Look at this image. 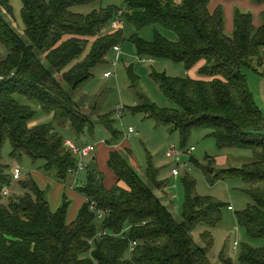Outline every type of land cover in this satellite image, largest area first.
I'll return each instance as SVG.
<instances>
[{
    "label": "trees",
    "instance_id": "1",
    "mask_svg": "<svg viewBox=\"0 0 264 264\" xmlns=\"http://www.w3.org/2000/svg\"><path fill=\"white\" fill-rule=\"evenodd\" d=\"M93 1L23 0L24 34L0 13V40L8 48L6 57L0 54V264H216L210 256L213 230L223 220L226 204L197 194L192 181L184 180L186 202L177 217L157 192L164 187L158 169L150 166L145 180L131 160L114 149L108 165L117 183L108 188L104 173L88 171L86 182L76 188L86 200L69 222L72 201L66 193L53 209L48 189L32 175L14 181L3 161L2 147L10 141L12 157L45 160L47 172L54 170L60 181L77 170L80 156L66 146L58 128L78 137L94 134L93 115L81 110L70 89L89 80L108 53L124 43V30L105 31L117 17L137 29L162 25L177 34L176 40L157 30L153 41L133 36L139 54L182 62L187 71L205 61L197 70L200 79L153 72V80L175 106H160L144 95L135 111L175 125L184 143L193 129L205 128L220 150H251L253 156L242 164L209 179L243 182L252 203L237 212L238 222L248 238L264 239V112L245 72L264 56V0H252L262 9L257 25L253 13L236 8L232 35L225 31L223 6L211 7L215 0H127L121 8L86 15L71 10ZM0 8L13 11L9 0H0ZM41 112L52 118L37 122ZM100 121L113 136L107 144L116 145L120 131L115 119L105 114ZM14 183L23 194L4 199V189ZM100 210L105 211L102 217ZM195 231L205 246L196 241ZM220 261L233 264L225 249ZM239 261L264 264V246L242 244Z\"/></svg>",
    "mask_w": 264,
    "mask_h": 264
},
{
    "label": "rangeland",
    "instance_id": "2",
    "mask_svg": "<svg viewBox=\"0 0 264 264\" xmlns=\"http://www.w3.org/2000/svg\"><path fill=\"white\" fill-rule=\"evenodd\" d=\"M126 1L97 0L74 5L71 10L86 15L94 10L110 7L121 8ZM176 1L181 2V0ZM9 2L13 10L12 13L9 14L3 8H0V13L5 20L11 22L18 33L24 34L23 0H9ZM213 3L212 8L222 5L225 10V31L228 35H232L234 32V12L236 8L253 13L256 25L262 22L260 8L252 0H246L244 4L227 0H217V3ZM121 28L124 30L125 41L120 46L122 47L120 58L118 59L119 52L113 48L108 53L106 61L93 69V75L89 80L76 90L70 89L73 98L79 105L80 103H88L86 104L87 107L82 106V109L81 107L80 109L93 115L94 134L87 133L82 137H78L72 130L58 128V131L64 138L71 139L80 147H85L87 144L108 146L107 142L113 140V136L101 123L100 116L111 114L115 119V129L120 131L117 144H122L125 147L121 148L120 151L132 160L137 171L145 180L150 166L158 169L159 180L164 182V187L158 189L157 192L177 217L182 216L184 212L186 202L184 180L186 179L193 182L197 194L212 196L219 202L226 204L223 208V220L213 230L215 243L210 256L216 264H221L220 253L225 249L233 264H242L239 261L242 244L246 243L257 248L264 246V239L248 238L237 219V212L245 210L252 203V199L242 190L244 184L237 178L220 179L215 183H211L209 178H213L217 173L220 174L222 169L242 164L247 157L253 156V152L245 149L220 150L216 139L210 135V130L205 128L193 129L189 139L184 143L181 132L175 128V125L159 123L155 118L148 117L145 112H136L137 107L143 102L141 96L144 95L160 106H175V103L160 90L158 84L153 80L151 76L153 72L166 73L171 77H187L189 75L192 77L194 75L197 78L196 76L199 75L198 73L197 75L189 74L182 62L139 54L131 40L136 35L147 41H153L156 30L168 39L176 40L177 34L174 31L162 25H151L137 29L128 21H123ZM110 29H112L111 25L105 31ZM0 54L4 57L8 54V48L1 40ZM142 59H145V61ZM259 61L263 63L261 66ZM115 62L117 64H114ZM204 63L203 60L199 64L203 65ZM130 69L133 71V77ZM68 70L69 68L59 74V78ZM107 71L112 72V76L106 77L105 72ZM245 72L248 77L249 89L256 103L264 112V56L257 57L254 60L253 69H246ZM134 77L137 78L136 82L133 80ZM200 78L199 76L198 79ZM204 79L207 80L208 78ZM27 101V99L24 100V102ZM37 118V122H42L51 119L52 114L48 115L41 112ZM130 127H133L135 132L129 134ZM173 146L176 147L177 151H183L180 156L174 155ZM192 147H195V151L192 154L186 153ZM11 153V142L6 141L2 147V155L3 161L10 166L11 174L12 169L19 166L23 172L21 179L32 175L41 186L48 189V198L53 209L61 205L63 194L66 193L72 201L69 207V218L74 220L77 216L74 206L83 200L82 195L79 196L80 193L76 188L86 182L88 171L94 169L100 171L98 161L93 160L92 156L84 158L83 161L87 168L78 172L77 175H70L63 182L57 179L54 170L50 173L47 172L45 160L34 161L25 154L22 157L15 158L12 157ZM185 163L189 169H181L180 175L174 176L172 174L173 168ZM207 171H210L209 174H207ZM10 190L11 193L4 196V199L10 198L14 194L16 196L23 194L22 187L18 183H14ZM71 191L76 193L72 196ZM77 196L81 198L80 201L77 200ZM228 205H231L233 209H229ZM68 220L69 222L72 221L71 219ZM193 234L196 241L205 246L206 242L201 238L199 231H195ZM236 241L239 246L234 249Z\"/></svg>",
    "mask_w": 264,
    "mask_h": 264
},
{
    "label": "built area",
    "instance_id": "3",
    "mask_svg": "<svg viewBox=\"0 0 264 264\" xmlns=\"http://www.w3.org/2000/svg\"><path fill=\"white\" fill-rule=\"evenodd\" d=\"M121 23H123V20L121 19V17H117L116 20H115V21L112 23V25H111L112 30H113V31L121 30V29H122V28H121ZM115 49L119 52V54H120L121 51H122V48H121L120 46H119V47H116ZM142 60L145 61V59H142ZM151 60H152V59H151ZM114 64H117V62H115ZM105 76H106V77H110V76H112V72H110V71L106 72V73H105ZM128 132H129V134H131V133L135 132V129H134L133 127H130ZM65 144H66V146L69 147V148H70L75 154H77V155L80 156V160H79V163H78L77 170H71L72 174L77 175L78 172L83 171V170H85V169L87 168V166L85 165V163H84L83 160H84V158H86V157H91L92 152L95 150V145L90 144V145H87V146H85V147H80L79 145H77V144H76L74 141H72L71 139H66ZM172 151H173L174 155H176V156H180V155L182 154V152H183V151H177L175 146H173ZM194 151H195V147H192L191 149H188V150L186 151V153L192 154V152H194ZM181 169L186 170V169H189V168H188V165H187L186 163H185V164H182V165L179 166V167H175V168H173L172 174H173L174 176H178V175H180V173H181ZM22 174H23V172H22L21 167H19V166H15V167L12 169V178H13L14 181L21 179V178H22ZM3 193H4L5 195H9V194L11 193L10 188H9V187H6V188L4 189V192H3ZM91 209H92L93 211L96 210L94 204L91 206ZM229 209H233V207L230 205V206H229ZM104 213H105L104 210H100V211H99V216L102 217V216L104 215ZM238 246H239V243L236 241V242L234 243V249H237Z\"/></svg>",
    "mask_w": 264,
    "mask_h": 264
},
{
    "label": "crops",
    "instance_id": "4",
    "mask_svg": "<svg viewBox=\"0 0 264 264\" xmlns=\"http://www.w3.org/2000/svg\"><path fill=\"white\" fill-rule=\"evenodd\" d=\"M239 2L244 4L245 1H239ZM259 8H260V11H261L262 10L261 7H259ZM119 58H120V54L118 56V59ZM200 66H202V64L201 65L199 64L196 67H194L193 69H191L189 71V74H191V75H193V74L197 75V70L199 69ZM192 77L195 78L194 75ZM196 77H197L196 79H198L199 76H196ZM86 104H88V103H83V104L80 103L81 106L87 107ZM114 144H116V145H113V146H110V145L105 146L103 144H99V145H95L94 144L95 145V150L92 152V155H91L92 158H93V160H97L98 161V166L100 167V171L105 174V178H106V182L105 183H106V185H107L108 188H111L114 184L117 183V177L115 176L114 172L109 168V165H108V160L110 158V152L112 150H114V149L120 150L121 148H125L124 145L117 144V142H114ZM94 157H95V159H94ZM131 162H132V160H131ZM133 165L136 166L135 164H133ZM71 188H73V186H71ZM71 192H72L71 193L72 196L76 193L75 191H71ZM80 195L81 194H79V196ZM79 196H77V200L80 201L81 198ZM82 198H83V200L81 202H79L77 205L74 206V210H75L76 214H78L79 209L81 208L82 204L86 200V198L83 195H82ZM68 219H71L72 220V218H69V216H68Z\"/></svg>",
    "mask_w": 264,
    "mask_h": 264
},
{
    "label": "water",
    "instance_id": "5",
    "mask_svg": "<svg viewBox=\"0 0 264 264\" xmlns=\"http://www.w3.org/2000/svg\"><path fill=\"white\" fill-rule=\"evenodd\" d=\"M94 159H95V157H94Z\"/></svg>",
    "mask_w": 264,
    "mask_h": 264
}]
</instances>
